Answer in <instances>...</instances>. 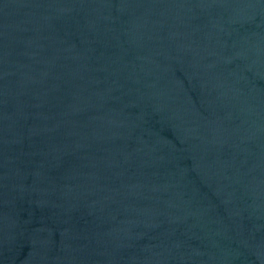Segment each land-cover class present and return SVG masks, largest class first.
Segmentation results:
<instances>
[{
  "label": "water",
  "instance_id": "obj_1",
  "mask_svg": "<svg viewBox=\"0 0 264 264\" xmlns=\"http://www.w3.org/2000/svg\"><path fill=\"white\" fill-rule=\"evenodd\" d=\"M0 264H264V0H0Z\"/></svg>",
  "mask_w": 264,
  "mask_h": 264
}]
</instances>
